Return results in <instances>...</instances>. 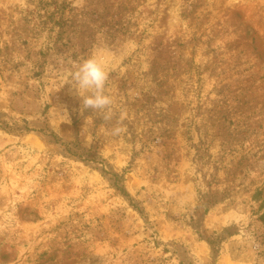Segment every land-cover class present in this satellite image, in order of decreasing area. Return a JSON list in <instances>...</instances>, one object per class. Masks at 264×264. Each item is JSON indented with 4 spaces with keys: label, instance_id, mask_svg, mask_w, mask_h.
<instances>
[{
    "label": "rangeland",
    "instance_id": "1",
    "mask_svg": "<svg viewBox=\"0 0 264 264\" xmlns=\"http://www.w3.org/2000/svg\"><path fill=\"white\" fill-rule=\"evenodd\" d=\"M262 214L264 0H0V264H264Z\"/></svg>",
    "mask_w": 264,
    "mask_h": 264
},
{
    "label": "clouds",
    "instance_id": "2",
    "mask_svg": "<svg viewBox=\"0 0 264 264\" xmlns=\"http://www.w3.org/2000/svg\"><path fill=\"white\" fill-rule=\"evenodd\" d=\"M70 65L72 61L68 62ZM109 73L105 65L97 57L91 56L73 68L68 69V79L76 93L82 98V109H90L97 113L104 122H111L114 117V99L105 93ZM70 122V121H69ZM126 131L123 119H119L110 129V134L119 137Z\"/></svg>",
    "mask_w": 264,
    "mask_h": 264
},
{
    "label": "trees",
    "instance_id": "3",
    "mask_svg": "<svg viewBox=\"0 0 264 264\" xmlns=\"http://www.w3.org/2000/svg\"><path fill=\"white\" fill-rule=\"evenodd\" d=\"M258 194H259V193H257L256 197L258 196ZM261 217H262V219H264V214H262V216H261Z\"/></svg>",
    "mask_w": 264,
    "mask_h": 264
}]
</instances>
